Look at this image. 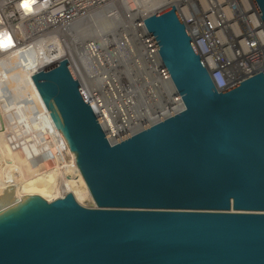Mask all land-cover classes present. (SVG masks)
Returning a JSON list of instances; mask_svg holds the SVG:
<instances>
[{
  "label": "water",
  "instance_id": "95a60500",
  "mask_svg": "<svg viewBox=\"0 0 264 264\" xmlns=\"http://www.w3.org/2000/svg\"><path fill=\"white\" fill-rule=\"evenodd\" d=\"M143 24L182 108L111 141L67 58L34 72L72 190L0 189V264H264V70L217 89L173 5Z\"/></svg>",
  "mask_w": 264,
  "mask_h": 264
},
{
  "label": "built area",
  "instance_id": "2783aa9c",
  "mask_svg": "<svg viewBox=\"0 0 264 264\" xmlns=\"http://www.w3.org/2000/svg\"><path fill=\"white\" fill-rule=\"evenodd\" d=\"M124 1L0 0V32H6L10 36L12 39L11 48L35 43L45 49H51L58 43L66 44L67 38L72 35V23L77 18L87 17L90 13L104 9L109 5H117L121 8ZM139 1L140 3L147 2V0ZM148 1L157 2V6L142 15L138 23L133 21L129 25L131 31L125 34L128 39L123 45L125 52L129 53L130 61L121 59L119 62L121 65L113 69L106 63V60L100 61L97 58L89 60L86 57L85 80L82 77L80 80L70 64L80 82V88L85 98L91 104L104 132L111 141H118L182 108V102L174 83L143 24L144 17L162 10L168 5H173L185 21L188 35L209 69L211 79L217 89L229 88L241 78L264 70V22L259 18L252 0ZM227 12L228 16L225 15ZM136 25L140 29V33L135 29ZM123 45L121 44V49H123ZM136 52L139 53L141 61L152 74H154L152 67L157 68L158 76L163 78L160 81L165 85L160 84L166 93L163 95L162 89L158 86L155 90L153 89V95L147 94L152 98L153 104L157 106V112L152 113L149 108L152 114L146 118L144 126L141 124L139 129L127 133L120 130L118 135L112 132L113 129H119V125L125 124L127 121L126 114L122 113L118 107L120 106L118 104L119 93L125 87L126 76L125 79L123 78L121 90L108 88V83L115 86L112 76L113 73L119 72L118 69L133 67V63L136 61L134 58ZM130 73L134 75V71ZM135 82L136 80L133 83ZM133 83L132 87L137 88V83L134 85ZM164 96H168V99L165 100ZM161 101L162 103L159 104ZM5 131L6 129L0 126V132Z\"/></svg>",
  "mask_w": 264,
  "mask_h": 264
},
{
  "label": "bare ground",
  "instance_id": "6f19581e",
  "mask_svg": "<svg viewBox=\"0 0 264 264\" xmlns=\"http://www.w3.org/2000/svg\"><path fill=\"white\" fill-rule=\"evenodd\" d=\"M156 6L157 2H149L148 0L147 2L143 3H140L139 0H125L123 5H121V8H119L117 5H109L104 9L96 10L90 13L87 17L77 18L72 23V35L70 38H67L66 44L63 42L58 43L51 49H45L39 45H36L35 43L26 44L23 46L17 45L16 47L11 48L12 39L10 36L6 32H0V122H2L3 126H11L14 132H22V134L23 131L27 129L24 125L26 121H28V113H26L25 109L22 108L20 105L21 103L14 105L12 104L16 103L17 101H23L24 95H27L24 93V91L33 97L32 92L30 93V90L26 85V81L31 84L32 87H34V90H37L32 80V74L40 68H46L62 58H67L68 62L73 66L75 72L80 77V80H82V78L85 80L84 76L87 69V61L85 60L86 57L89 60L95 58L98 60L100 59V61L106 60V63L112 66L113 69L118 68V66L121 65L119 63L121 59H123V61H130V58L128 57L129 53L125 52V46L123 45L124 43L126 44V40L128 39L125 34H127L128 31H131L129 25H131L133 21L134 23H138L142 15L150 12ZM224 8L226 9V7ZM225 15L228 16L229 13L227 12ZM135 29L140 33V29H138L137 25L135 26ZM63 30L65 29L63 28ZM121 44L123 45V49H121ZM134 55L135 57H133L136 59V61L133 63V67L130 68L132 70L130 71L129 68L124 69L123 67L121 68L123 71L118 69L119 72L113 73L112 76L113 84H115V86H111L110 83H108V88L121 90L122 84L124 82L123 78L125 79L126 76L125 87L119 93L118 104H120V106L118 107L119 110H122V113L126 114L127 121L125 124H120L119 129H113L112 132L118 135V131L120 130L123 133H127L128 131L139 129L141 124L142 126L145 125L144 123H146V118L150 114L157 112V106L153 104L152 98L148 97L147 94L149 96L153 95V89L155 90L156 87L158 88V86L162 89L163 95L166 93L161 85L165 84L160 81L163 80V78L158 76L157 68L152 67V72H154V74H152L146 68V65H144L141 61V56L139 53L136 52ZM132 71H134V75L130 73ZM135 80V83H137V88L132 87V83ZM135 83H133V85ZM10 85L12 86L10 87ZM164 99H168V96H164ZM161 103L162 101L159 102V104ZM134 107L137 108V111H135ZM140 107L143 108L138 109ZM149 108L151 109L152 113ZM55 130L58 133L56 128ZM24 133L26 134V132ZM32 137L33 136H30L29 138ZM0 138L3 137L0 135ZM34 138H36L38 141L41 139L35 135ZM5 139L6 138H4V140ZM59 139H61L63 144L59 141L58 142L62 144L63 147H65L64 149L66 151L65 154L67 156L68 164L74 158V155L71 153L68 146L63 142L60 135ZM29 140L25 138V141L23 142H12L11 146L7 145L3 147L5 148L4 150L3 148L1 149V145L3 146L4 144H2V141H0L1 159H5L7 163H15V168H10V173L8 174L7 179H4L5 177H3L0 172V176L3 177H0V189L14 186L15 198L26 194H39L45 197L47 200H52L56 197L63 196L67 192H71L72 188L66 177L65 179L63 178L64 181L62 182V189H60V187H56L53 190V186L50 183L51 175L48 173L52 171H46L49 175H46V172L44 173V176L43 174H39L40 171L37 170L43 169V167L46 165V161L44 162L42 159L43 156H41L44 153H41V155H38L37 153L33 155H31V153L26 154L27 151L30 152L28 149L29 145L27 143ZM7 141L3 143H6ZM32 141L35 140H31V143L34 145ZM25 144H27V148L24 147ZM60 144L58 146H60ZM32 147L30 150L33 153L35 150L34 146ZM39 147L41 148V146ZM38 148H36V151L39 150V152H37L40 153L42 148ZM59 148L61 149V147ZM18 149H23L24 151L25 149L28 150H26L24 153L25 155L21 156L18 154L19 151L18 153L16 152ZM54 150L53 152H56ZM12 151L15 153V155L12 153ZM24 151H22V154ZM18 155L20 157H18ZM61 158L62 157H59V159ZM60 161L62 162V160ZM3 164L1 163L2 167ZM45 170H47V168H45ZM0 171L2 170L0 169ZM53 176H55V174Z\"/></svg>",
  "mask_w": 264,
  "mask_h": 264
},
{
  "label": "rangeland",
  "instance_id": "374dc122",
  "mask_svg": "<svg viewBox=\"0 0 264 264\" xmlns=\"http://www.w3.org/2000/svg\"><path fill=\"white\" fill-rule=\"evenodd\" d=\"M26 85L28 86V88H29V90H30V93L32 92V96L33 97H31L30 96V94H28L26 91H24V93L25 94H27L26 96L24 95V99H23V101H17L16 103H13L12 105H14V104H18V103H21L20 105L22 106V108H24L25 109V112L26 113H28L27 114V116H28V121H26V123H25V125L24 126H26V130H24L23 131V134H22V132H14L13 130H12V128H11V126H8V127H5V126H3V124H2V122H0V126L2 127V128H5L6 129V131L5 132H0V135H1V137H3V138H0L1 140L0 141H2V144H4L3 146L1 145V149L3 148V147H5V146H11L12 145V142L14 143L15 141L17 142V141H20V142H23V141H25V138H27L29 141L27 142L28 143V145H29V151L30 152H28L27 151V153L26 154H30L31 153V155H33V154H38V155H41V153H44V154H42L41 156H43L42 157V159H43V161L45 162L46 161V165H45V167H43V169H40V170H37V171H40L39 172V174L41 175V174H43V176H44V173L47 171H52V172H48L50 175H51V180H50V183H51V185L53 186V190L56 188V187H60V189H62V182L64 181L63 180V178L65 179V174H64V172L63 171H65L66 170V164H67V156H66V151H65V147H63V143H62V141H61V139H59V135H58V133L56 132V130H55V126H54V124H53V122L51 121V117H50V115H49V113H48V110L46 109V107H45V105H44V103H43V101H42V99H41V97H40V95H39V93H38V91L37 90H34V87H32V85L31 84H29L27 81H26ZM12 85H10V87H11ZM33 88V89H32ZM1 93V92H0ZM16 106V105H15ZM30 121V122H29ZM29 122V123H28ZM29 129V130H28ZM32 131H34V132H32ZM24 132H26V134H28V135H26ZM57 133V135H56V133ZM14 133H16V134H14ZM31 133V134H30ZM7 134V135H6ZM25 134V135H24ZM39 134H40V136H39ZM2 135H4V136H2ZM6 135V136H5ZM34 135L36 136V137H40L41 139L38 141L36 138H34ZM38 135V136H37ZM55 135V136H54ZM9 136V137H8ZM30 136H33L32 138H34V139H32V138H29ZM48 136V137H47ZM52 136V137H51ZM21 137V138H20ZM58 137V138H57ZM4 138H6L5 140H4ZM45 138V139H44ZM3 139V140H2ZM52 139V140H51ZM58 139V140H57ZM31 140H35V141H32L33 143H34V145L31 143ZM5 141H7L6 143H3V142H5ZM52 141H53V143H52ZM61 142L62 144H60L59 142ZM37 143V145H38V147L39 146H41V148L43 149H41L40 147V149H41V152L40 153H38L39 152V150H37L36 151V148H38L37 147V145H36V143ZM40 145H39V144ZM58 143V144H57ZM32 144V145H31ZM43 144V145H42ZM60 144V146H58ZM36 145V146H35ZM32 146H34V152L32 153L31 152V150H30V148ZM43 146V147H42ZM50 146H52V147H50ZM57 146V147H56ZM25 148H27V144H25V146H24ZM54 147H55V150H54ZM59 147H61V149L59 148ZM63 147V148H62ZM6 148H8V147H6ZM22 148V147H21ZM33 148V147H32ZM38 148V149H39ZM50 148H52V149H50ZM5 148H3V150H4ZM24 149V148H23ZM23 149H18L16 152L18 153V151H19V155H25L24 153L26 152V150H28V149H25V151L23 150ZM53 150L54 151H56V152H53ZM61 152H60V151ZM22 151H24L23 152V154H22ZM49 152V153H48ZM12 153H14L13 151H12ZM17 153H16V156H17ZM57 153V154H56ZM60 153V154H59ZM14 155H15V153H14ZM18 155V157H20ZM45 155V156H44ZM58 156V157H57ZM57 157V158H56ZM59 157H62L61 159H59ZM65 157V158H64ZM13 158H14V156H13ZM0 159H1V156H0ZM60 160H62V162L60 161ZM1 161V163L3 164V162H4V164H3V167L1 166V163H0V169L2 170V171H0L1 172V175L3 176V177H5L4 179H7V176H8V174L10 173V168L11 169H13L12 167H14L15 168V163H7V161L5 160V159H1L0 160ZM57 161V162H56ZM9 162V161H8ZM6 164H10V165H6ZM12 164H13V166H12ZM52 164V165H51ZM17 165V164H16ZM63 165V166H62ZM51 166V167H50ZM9 170H8V169ZM45 168H47V170H45ZM50 168V169H49ZM55 168V169H54ZM42 170V171H41ZM6 171V172H5ZM8 171V172H7ZM45 173L46 175L48 174V173ZM3 173V174H2ZM6 174V175H5ZM48 174V175H49ZM55 174V176H53ZM2 176H0V177H2ZM2 177V178H3ZM54 182V183H53ZM53 197V196H52Z\"/></svg>",
  "mask_w": 264,
  "mask_h": 264
},
{
  "label": "snow or ice",
  "instance_id": "6c2138e0",
  "mask_svg": "<svg viewBox=\"0 0 264 264\" xmlns=\"http://www.w3.org/2000/svg\"><path fill=\"white\" fill-rule=\"evenodd\" d=\"M25 7H27V5H25Z\"/></svg>",
  "mask_w": 264,
  "mask_h": 264
}]
</instances>
